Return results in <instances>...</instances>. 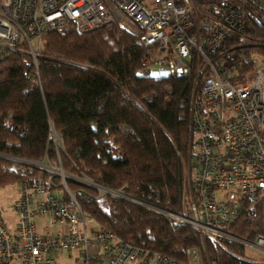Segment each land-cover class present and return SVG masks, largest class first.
<instances>
[{
    "label": "built area",
    "instance_id": "2783aa9c",
    "mask_svg": "<svg viewBox=\"0 0 264 264\" xmlns=\"http://www.w3.org/2000/svg\"><path fill=\"white\" fill-rule=\"evenodd\" d=\"M264 12V0H216L202 9L194 0H0V60L20 42L32 59L43 37L72 29L88 34L118 24L143 47L144 74L193 76L189 97L190 143L185 167L184 213L167 214L194 228L203 253L178 261L124 243L81 208L69 183L95 189L100 197L123 198L56 162L4 157L16 170L20 195L7 229L0 214V264H58L61 253L77 251L79 264H210L204 239L230 243L247 264H264V59L251 56L252 76L242 77L225 59L227 46L252 38L244 5ZM259 222V233L245 224ZM246 251L258 254L249 259Z\"/></svg>",
    "mask_w": 264,
    "mask_h": 264
},
{
    "label": "trees",
    "instance_id": "16d2710c",
    "mask_svg": "<svg viewBox=\"0 0 264 264\" xmlns=\"http://www.w3.org/2000/svg\"><path fill=\"white\" fill-rule=\"evenodd\" d=\"M213 9L216 0H194ZM253 36L232 41L228 65L251 77L252 55L264 59V12L244 5ZM143 47L118 24L88 34L72 29L43 37L36 59L20 42L0 60V188L17 182L13 163L2 156L56 162L53 133L62 142L63 168L123 198L69 183L76 199L96 223L124 243L178 261L203 253L197 231L167 214L184 213L185 167L190 143L189 97L193 76L138 78ZM259 222L238 232L250 238ZM210 264H247L230 243L204 239Z\"/></svg>",
    "mask_w": 264,
    "mask_h": 264
},
{
    "label": "rangeland",
    "instance_id": "374dc122",
    "mask_svg": "<svg viewBox=\"0 0 264 264\" xmlns=\"http://www.w3.org/2000/svg\"><path fill=\"white\" fill-rule=\"evenodd\" d=\"M19 195L20 190L17 184L0 188V214L7 229L10 231H13L16 225L17 219L13 214L12 206ZM246 256L249 259L259 258L258 254L250 251H246ZM57 262L58 264H79L81 262V257L77 251L65 252L57 256Z\"/></svg>",
    "mask_w": 264,
    "mask_h": 264
},
{
    "label": "water",
    "instance_id": "95a60500",
    "mask_svg": "<svg viewBox=\"0 0 264 264\" xmlns=\"http://www.w3.org/2000/svg\"><path fill=\"white\" fill-rule=\"evenodd\" d=\"M137 77L151 79V80L167 79L169 78V74L168 73H149V74L139 73L137 74Z\"/></svg>",
    "mask_w": 264,
    "mask_h": 264
}]
</instances>
